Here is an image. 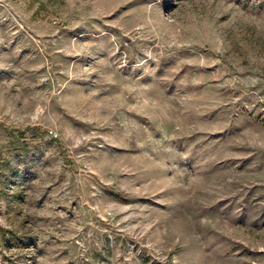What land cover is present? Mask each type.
I'll return each instance as SVG.
<instances>
[{
	"label": "rangeland",
	"instance_id": "1",
	"mask_svg": "<svg viewBox=\"0 0 264 264\" xmlns=\"http://www.w3.org/2000/svg\"><path fill=\"white\" fill-rule=\"evenodd\" d=\"M0 264H264V0H0Z\"/></svg>",
	"mask_w": 264,
	"mask_h": 264
},
{
	"label": "trees",
	"instance_id": "2",
	"mask_svg": "<svg viewBox=\"0 0 264 264\" xmlns=\"http://www.w3.org/2000/svg\"><path fill=\"white\" fill-rule=\"evenodd\" d=\"M249 1H251V0H249Z\"/></svg>",
	"mask_w": 264,
	"mask_h": 264
}]
</instances>
